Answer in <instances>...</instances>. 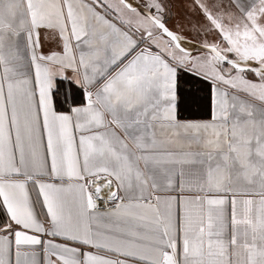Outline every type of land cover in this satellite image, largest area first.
<instances>
[{"label":"snow or ice","instance_id":"1","mask_svg":"<svg viewBox=\"0 0 264 264\" xmlns=\"http://www.w3.org/2000/svg\"><path fill=\"white\" fill-rule=\"evenodd\" d=\"M0 264H264V0H0Z\"/></svg>","mask_w":264,"mask_h":264}]
</instances>
